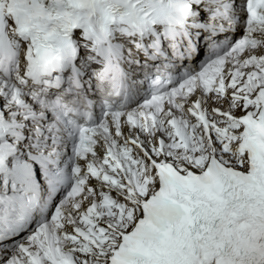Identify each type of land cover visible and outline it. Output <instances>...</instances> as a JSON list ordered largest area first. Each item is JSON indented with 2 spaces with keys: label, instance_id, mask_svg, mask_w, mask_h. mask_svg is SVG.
Here are the masks:
<instances>
[{
  "label": "snow or ice",
  "instance_id": "1",
  "mask_svg": "<svg viewBox=\"0 0 264 264\" xmlns=\"http://www.w3.org/2000/svg\"><path fill=\"white\" fill-rule=\"evenodd\" d=\"M0 264H264V0H0Z\"/></svg>",
  "mask_w": 264,
  "mask_h": 264
}]
</instances>
